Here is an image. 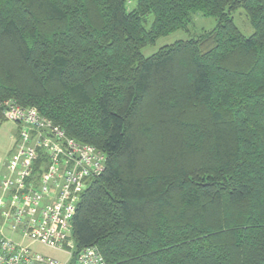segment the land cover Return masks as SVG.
<instances>
[{
	"label": "trees",
	"instance_id": "16d2710c",
	"mask_svg": "<svg viewBox=\"0 0 264 264\" xmlns=\"http://www.w3.org/2000/svg\"><path fill=\"white\" fill-rule=\"evenodd\" d=\"M197 15L216 27L142 55ZM5 102L106 157L77 252L264 264V0H0V125Z\"/></svg>",
	"mask_w": 264,
	"mask_h": 264
},
{
	"label": "built area",
	"instance_id": "2783aa9c",
	"mask_svg": "<svg viewBox=\"0 0 264 264\" xmlns=\"http://www.w3.org/2000/svg\"><path fill=\"white\" fill-rule=\"evenodd\" d=\"M3 116L17 139L0 177V264H62L20 246L3 227L65 253L64 264H106L96 247L77 252L71 230L81 196L105 171V155L67 138L34 108L5 102Z\"/></svg>",
	"mask_w": 264,
	"mask_h": 264
},
{
	"label": "rangeland",
	"instance_id": "374dc122",
	"mask_svg": "<svg viewBox=\"0 0 264 264\" xmlns=\"http://www.w3.org/2000/svg\"><path fill=\"white\" fill-rule=\"evenodd\" d=\"M234 23L239 28L241 33L245 37H249L252 34V29L242 11H238L233 16ZM216 27V21L211 18L202 17L197 15L193 18L192 24L188 26L186 31H177L170 34L167 37L160 38L154 45L148 46L142 50V55L148 58L154 55L162 47L169 46L178 41H186L190 38H194L202 31H209ZM17 139L16 126L8 121H4L0 125V177L4 173L3 164L11 158V151L13 148L14 141ZM34 252L40 253L41 255L53 258L58 261H63L65 255L62 252L52 250L51 248L45 247L38 243L32 245Z\"/></svg>",
	"mask_w": 264,
	"mask_h": 264
},
{
	"label": "crops",
	"instance_id": "0c3cea01",
	"mask_svg": "<svg viewBox=\"0 0 264 264\" xmlns=\"http://www.w3.org/2000/svg\"><path fill=\"white\" fill-rule=\"evenodd\" d=\"M15 142V141H14ZM13 146V145H12ZM4 172H5V170H4ZM4 174V173H3ZM2 174V175H3ZM0 227H1V225H0ZM5 230H3L2 231V234L3 235H5L6 237H8V238H11L14 242H16V243H18L20 246H23V247H25V248H28L29 250H31L33 253H36V254H38V255H41L40 253H37V252H34L33 250H32V245H34V244H36L35 242H31V241H29L28 239H26V238H24V237H22L21 235H19V234H17V233H11L10 231H8V229L7 228H5V227H3ZM52 250H54V249H52ZM57 251V250H56ZM58 252H61V251H58ZM63 253V252H62ZM64 255H65V259L63 260V261H59L60 263H62V264H64L65 262H67L68 261V259H67V256H66V254L65 253H63ZM41 256H44V255H41ZM44 257H47V256H44ZM50 258V257H49ZM53 259V258H52ZM58 261V260H57Z\"/></svg>",
	"mask_w": 264,
	"mask_h": 264
}]
</instances>
